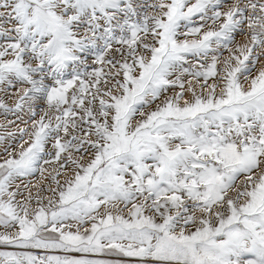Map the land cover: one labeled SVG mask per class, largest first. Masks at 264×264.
<instances>
[{"label": "snow or ice", "instance_id": "1", "mask_svg": "<svg viewBox=\"0 0 264 264\" xmlns=\"http://www.w3.org/2000/svg\"><path fill=\"white\" fill-rule=\"evenodd\" d=\"M0 264H264V0H0Z\"/></svg>", "mask_w": 264, "mask_h": 264}]
</instances>
